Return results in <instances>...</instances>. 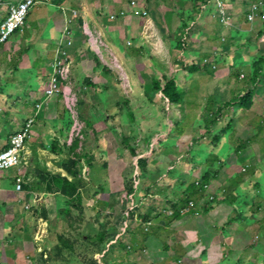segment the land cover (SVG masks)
Returning <instances> with one entry per match:
<instances>
[{
  "label": "crops",
  "instance_id": "0c3cea01",
  "mask_svg": "<svg viewBox=\"0 0 264 264\" xmlns=\"http://www.w3.org/2000/svg\"><path fill=\"white\" fill-rule=\"evenodd\" d=\"M22 1L0 0V23L9 6ZM221 1L230 27L221 23L215 0H54L42 6L52 11L39 13L32 26L27 22L7 43L0 42V81L10 91L0 90V102L13 105L4 113L0 105V153L45 100L52 65L63 49L67 94L76 109L88 112L71 113L62 97L50 101L26 146L24 190H17V171L0 172V264L43 262V244L30 231L36 218L49 214L53 200L55 208L65 204L59 181L69 177L61 166L68 152L51 151L58 141L60 148L71 143L76 125L93 136L77 152L85 146L97 157L92 169L82 161L91 189L81 190L83 200L92 199L96 237L107 233L101 250L92 240L95 263L264 264V21L248 18L252 6L264 0ZM66 29L72 33L70 47ZM208 59L217 70L205 66ZM163 76L177 81L184 104H168L154 91ZM251 92L252 106L243 108ZM20 96L22 112L21 104L12 103ZM60 100L74 120L70 131L65 114L58 112ZM121 111L129 122L116 121L124 118ZM129 128L139 138L134 143L139 156L116 147V135ZM141 158L148 160L145 173ZM45 172L52 176L43 191L37 187L38 173ZM133 180L135 190L128 194ZM84 201L81 213L87 210ZM190 202L197 210L182 213ZM77 251L43 258L52 263L82 259Z\"/></svg>",
  "mask_w": 264,
  "mask_h": 264
},
{
  "label": "built area",
  "instance_id": "2783aa9c",
  "mask_svg": "<svg viewBox=\"0 0 264 264\" xmlns=\"http://www.w3.org/2000/svg\"><path fill=\"white\" fill-rule=\"evenodd\" d=\"M54 0H24L17 5H11L8 10V15L0 23V42L5 44L9 39L18 31L22 30L25 26L26 18L29 11L38 5H52ZM218 8L219 19L225 27L232 25L231 17L221 0H215ZM136 3L132 2L134 6ZM136 15H141L140 12H136ZM74 16H77V12H73ZM126 12H122L121 16H125ZM144 16H147V12H143ZM250 22H255L257 19L264 21V3L256 4L252 7L251 13L248 16ZM112 20H117V16H112ZM68 23H71L69 21ZM65 40L67 45L72 46V33L69 29L65 31ZM224 41H226L224 39ZM205 66L211 67L214 70L218 69L216 62L212 60H206ZM53 75L50 79L49 88L45 94V100L37 104L35 107V117L30 119L24 126V128L16 134L10 140L7 149L0 153V172L17 171L21 176L16 179L17 190L22 192L25 188V177L22 173L29 167V161L25 155L26 146L32 139L33 131L36 127L42 112L46 111L49 107V103L52 100L64 98L67 103L69 111L73 114L76 113V101L67 94L65 83L69 82V69H68V54L63 49L60 52L59 58L55 60L52 65ZM164 97V96H163ZM169 104V100L167 101ZM80 128L76 125L72 137L74 135L79 136ZM198 186H202L203 189L208 190L209 186L202 183H197ZM214 200V198H210ZM198 205L195 202H190L188 207L182 211V213H189L197 210Z\"/></svg>",
  "mask_w": 264,
  "mask_h": 264
},
{
  "label": "rangeland",
  "instance_id": "374dc122",
  "mask_svg": "<svg viewBox=\"0 0 264 264\" xmlns=\"http://www.w3.org/2000/svg\"><path fill=\"white\" fill-rule=\"evenodd\" d=\"M39 6H40V8H38V6H35V7H33L29 11V14H28V16L26 18V23L25 24H27V22H28V24L32 26V24H30V22L33 19V17H37L39 13H45L46 11H49L50 12V11L53 10V9H51V6L50 7H42L43 5H39ZM217 10H218V8H217ZM251 10H252V8H251ZM70 21H71V23H70V25H71L72 24V20H70ZM22 33L23 32L20 33L21 36L24 35ZM17 57H18L17 58V61H18L20 58H23V55L21 54V55H18ZM3 62H5V60ZM3 73H4V71H3ZM21 76H22V80L23 79H26L27 80L29 78L28 74L27 73H24V72L21 74ZM0 80H1V77H0ZM5 80H6V78H5ZM4 83H6V82H4ZM250 84L251 83L249 81L247 83V85H250ZM2 88H4V87H3V84L0 81V90L2 92H4V93L5 92L6 93H9L10 92V91H8V88L5 89V90H3ZM27 91H30V89H27ZM184 94L185 93L183 92V96H184ZM3 95L4 94H2V96ZM195 95H196V93H195ZM22 99H24V98L20 96V99L12 101L13 104L14 103H17V102L19 104H21L20 105V111L21 112L23 111V107H24V105L22 103ZM24 104L26 105V103H24ZM0 105L3 106V108H2L3 113H4L5 108L6 109L13 108V105L9 101H7L6 104H3V103L0 102ZM58 105H59L58 112L61 113V115H62L67 108H66L65 104L62 101L59 102ZM28 108L29 109L26 110L25 112H28L30 110V107L29 106H28ZM129 109H130V111L132 110L131 109V106L129 107ZM76 110L77 111L78 110L79 111L82 110L83 113H86L87 112V108L86 107H83L82 109L79 107ZM44 112H42V113H44ZM121 112H120L121 114L124 113V115H125V112H123V111H121ZM131 113L132 112H129L128 113V116H129L130 122L133 123L134 122V118L132 119L130 117V114ZM34 117H35V115L33 116V118ZM2 119L3 118H0V121H2ZM254 120H256V119H254ZM116 121H118V122L122 121L124 123L129 122L127 120V116L126 115L124 116V118H123V116L118 117L116 119ZM124 127H125V125H124ZM123 130H124V134H117L116 135V138H115L116 139L115 142H116L117 149L120 148L122 152L123 151L126 152L128 149H127V146H125V144L123 143L124 139L125 138L134 139V141H132V143L134 144V143H136L135 140L136 139H139V138H138V136L133 135V131H136L135 129H130L129 128V130H125V129H123ZM118 131H119V133H121L120 130H117V132ZM92 137H93L92 135L89 136L88 142H89V140H91ZM79 140L81 141V143H84V144L87 142V141H84L82 139V136L79 137ZM88 145L90 146V143H88ZM118 160H119V158H118ZM124 171L125 172H128V173L130 172L129 170H124ZM11 172H13V170ZM83 175L84 176L90 175V171L88 172V169H86L85 167L83 168ZM59 183H60V185H59V188H60V186L62 184V181H59ZM86 189H91V187L90 186H87ZM85 194H86V197H87L88 192L87 193L85 192ZM84 200H83L84 201V207H86L87 210H85L86 211L85 213H81L79 211L78 207H77V209H75V211H74L75 214H74V221L73 222L70 219L68 220V218H66V214H63L62 212H60V206L61 205H64L63 203L59 207H57V208L54 207V205L56 206V203H55L56 201L55 200H53L54 201L53 202L54 205L50 207L49 214L47 212L46 218H45V215H42V217L39 216L38 218H36L37 221H35V225L33 226V230L30 231V233L33 235V237L35 235H37V243L38 244L39 243L43 244V246H42L43 247L42 248L43 250H42V252H40L41 257L43 259V262L42 261H39V263H37V264L52 263V261H50V260H47V261L44 260L43 257H45L46 254L51 255V256L59 255L60 252H59V249L58 248H60V247L63 248V245H62V243L60 241V237H64L65 239L67 238L68 241H70V242L73 241L74 243H75V241H77V243L79 244V247H76L75 246L74 247V250L79 249V251H77V252H79L83 256L82 257L83 260L82 259H78L77 260V259H75L76 257L71 259V257H70L65 262H62V263L61 262H56V263H52V264H96L95 263L96 260L93 257L94 249L95 248L92 247V244H93L92 243V240L96 238V234H95V231H94V227L92 225V218L94 216V215H92V210H91V201H92V199H91V197L89 195ZM46 211H48V210H46ZM100 215H101V217H105V216H102V211H100ZM77 220H79V221L77 222ZM37 228H38V230H37ZM34 230L37 231V232H35ZM74 250H72V251L70 250L68 252L70 254H75V253H73ZM40 254H38V255H40ZM49 259H50V257H49ZM71 260H73V261L70 262Z\"/></svg>",
  "mask_w": 264,
  "mask_h": 264
},
{
  "label": "trees",
  "instance_id": "16d2710c",
  "mask_svg": "<svg viewBox=\"0 0 264 264\" xmlns=\"http://www.w3.org/2000/svg\"><path fill=\"white\" fill-rule=\"evenodd\" d=\"M262 74L263 71L259 70L256 73V80L260 81L262 79ZM153 89L155 92H161L166 100H170V102L174 105H182L184 104V96L183 92L180 88V86L177 84V81L174 79H169L167 76H163L161 80H156L154 82ZM253 96H255L254 92H251L247 95V98L242 102V107L244 108H250L252 106V99ZM247 104V105H245ZM65 117L67 118V129L70 131L74 125V120L72 118V115L70 114L69 111H66ZM130 117L133 119L134 115L133 113L130 114ZM82 136L83 140L86 141L88 139L86 133H80L79 136L74 135L71 137V143H67L65 147L60 148L59 147V141L53 144L52 148V153L53 154H58L59 153H64L68 152L67 158H65L62 162V168L65 169V171L68 173V176L71 177H62V186L60 189L61 195L65 198V204L61 208L60 207V212L63 214H66V218L68 220L70 219L72 222L74 221V211L77 209V207H81L82 202H83V194L81 193V190H83L85 187H87V181L85 176L83 175V168L84 165L82 164V161L84 160L85 165L89 168L92 169L95 167V163L97 161V157L95 152L88 150L83 146L81 152H77L79 148H81V141L79 140V137ZM134 139H128L125 138L123 143L125 146H127L131 153L134 156H139V150L134 146L132 143ZM84 145V143H83ZM139 168L145 173L147 171V166H148V160L145 158L139 159L138 162ZM107 163L103 165V168H108ZM38 176L40 177L39 184L37 183V187L43 191L45 189L42 186L43 183H47L51 179V174L50 173H38ZM207 180V179H206ZM205 180V181H206ZM198 186V185H197ZM200 187V186H199ZM201 188H203L201 186ZM134 180L128 183L127 185V191L128 194L132 193L134 191ZM46 218V214H45ZM114 236V235H113ZM98 243H101L100 245V250L103 249V242L106 241L107 239V233L106 232H101L97 237L95 238ZM60 241L63 245V248H58L59 252L60 251H72L74 250V243L70 242L65 239L64 237H60ZM97 264V263H96Z\"/></svg>",
  "mask_w": 264,
  "mask_h": 264
}]
</instances>
